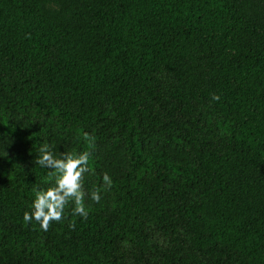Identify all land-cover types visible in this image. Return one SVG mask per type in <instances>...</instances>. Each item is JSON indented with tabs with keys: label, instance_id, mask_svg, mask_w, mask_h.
I'll return each mask as SVG.
<instances>
[{
	"label": "trees",
	"instance_id": "16d2710c",
	"mask_svg": "<svg viewBox=\"0 0 264 264\" xmlns=\"http://www.w3.org/2000/svg\"><path fill=\"white\" fill-rule=\"evenodd\" d=\"M0 264H264V0H0Z\"/></svg>",
	"mask_w": 264,
	"mask_h": 264
},
{
	"label": "clouds",
	"instance_id": "9594fccd",
	"mask_svg": "<svg viewBox=\"0 0 264 264\" xmlns=\"http://www.w3.org/2000/svg\"><path fill=\"white\" fill-rule=\"evenodd\" d=\"M213 99L219 100L220 97L214 94ZM84 138L85 140L94 139L89 137L87 133H85ZM38 151L40 155L34 163L45 168H47L46 166H51L60 175L56 180L57 186L50 187L45 192L36 191L32 212L24 213V221L27 223L35 219L41 228L47 231L53 221L60 222L63 219L65 207L70 201L74 202L75 205L73 213L87 219L88 212L84 205L85 192L82 189H84L83 174L89 171V153L86 151L80 154L62 153L61 155L68 156L67 160H64L56 158L47 143H44ZM103 181L105 186L110 189L113 182L107 173L103 175ZM91 200L96 203L100 202L99 189L91 192ZM70 227H74V225H70Z\"/></svg>",
	"mask_w": 264,
	"mask_h": 264
}]
</instances>
